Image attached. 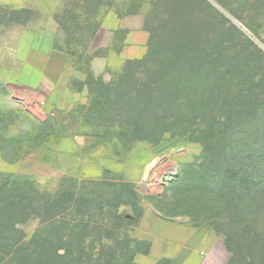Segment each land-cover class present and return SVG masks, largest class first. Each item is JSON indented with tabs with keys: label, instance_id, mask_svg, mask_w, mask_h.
Instances as JSON below:
<instances>
[{
	"label": "rangeland",
	"instance_id": "1",
	"mask_svg": "<svg viewBox=\"0 0 264 264\" xmlns=\"http://www.w3.org/2000/svg\"><path fill=\"white\" fill-rule=\"evenodd\" d=\"M208 1L264 52V10L224 0L235 14L248 15L253 22L250 31L214 0ZM155 3L0 0V186L24 179L35 183L42 193L58 198L63 195L59 193L63 184L74 186V214L82 201L79 195L107 199L110 204L102 229L111 239L106 238L102 247L95 246L103 262L113 259L115 264H132L136 252L146 246L134 239V228L145 212L155 211L165 219L201 229L199 237L208 254L161 264H228L232 256L225 245L227 233L220 226L223 222L219 216L212 212L208 182L197 170L202 146L170 136L151 144L137 139L126 124L125 114L116 112L118 107L105 112L127 87L122 81L124 64L103 76L104 91H98L106 100L89 94L87 84L96 80L91 68L95 57L110 58L118 65L124 45L149 43L150 34L145 29L151 23ZM219 35L228 36L222 31ZM111 115L117 117L111 119ZM66 137H82L90 153L115 162L106 170L110 174L63 181L64 176L44 165L42 159ZM168 142L182 145L166 149L140 183H128L118 173L119 164L132 152L146 155ZM170 153L176 154V160L165 166L162 157ZM170 166L176 167V175L167 173ZM120 202L127 205L120 206ZM37 226L35 221L26 230L31 234ZM261 253L258 264H263Z\"/></svg>",
	"mask_w": 264,
	"mask_h": 264
},
{
	"label": "trees",
	"instance_id": "2",
	"mask_svg": "<svg viewBox=\"0 0 264 264\" xmlns=\"http://www.w3.org/2000/svg\"><path fill=\"white\" fill-rule=\"evenodd\" d=\"M156 1L145 29L149 53L126 62L125 92L105 112L118 107L137 139L151 144L167 136L200 144L197 170L227 233L228 264H258L259 252L264 264V52L208 0ZM214 1L252 30L248 15ZM237 3L264 10L261 0ZM94 78L90 96L106 100L104 77ZM20 180L0 186V264H115L103 262L95 247L111 239L102 229L107 199L79 195L74 214V186L63 184L58 198ZM35 221L30 234L26 227ZM135 240L146 245L136 254L149 251Z\"/></svg>",
	"mask_w": 264,
	"mask_h": 264
},
{
	"label": "crops",
	"instance_id": "3",
	"mask_svg": "<svg viewBox=\"0 0 264 264\" xmlns=\"http://www.w3.org/2000/svg\"><path fill=\"white\" fill-rule=\"evenodd\" d=\"M148 53V43L124 45L118 55L120 62L118 65L112 63L110 58L95 57L91 63L92 73L95 77L104 76L109 70H118L128 61L145 58ZM180 145L182 143L168 142L146 155L134 151L124 163L119 164L118 173L128 183H140L146 170L162 156L163 152H166V149H173ZM85 146V142L78 141L77 138L66 137L59 142L56 149L46 152L42 162L63 176L86 179L101 178L115 162L95 156ZM162 159L165 166L169 165L176 160V154L170 153L163 156ZM162 169L165 170V168ZM175 170V166L166 168L167 173H173ZM200 232L201 229L194 226L165 219L155 211H147L134 228L133 236L135 239L147 243L149 251L136 254L132 264H161L184 258L193 259L200 255L208 256L207 252L203 251L204 242L199 237Z\"/></svg>",
	"mask_w": 264,
	"mask_h": 264
},
{
	"label": "water",
	"instance_id": "4",
	"mask_svg": "<svg viewBox=\"0 0 264 264\" xmlns=\"http://www.w3.org/2000/svg\"><path fill=\"white\" fill-rule=\"evenodd\" d=\"M77 140H78V141H82L83 138H82V137H77Z\"/></svg>",
	"mask_w": 264,
	"mask_h": 264
},
{
	"label": "built area",
	"instance_id": "5",
	"mask_svg": "<svg viewBox=\"0 0 264 264\" xmlns=\"http://www.w3.org/2000/svg\"><path fill=\"white\" fill-rule=\"evenodd\" d=\"M172 174H174V175H176L177 174V172H173ZM151 180V179H150ZM152 181V180H151ZM145 183H147V182H145ZM146 186H148V184H146Z\"/></svg>",
	"mask_w": 264,
	"mask_h": 264
}]
</instances>
